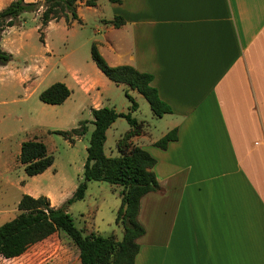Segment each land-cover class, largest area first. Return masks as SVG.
<instances>
[{
	"label": "crops",
	"instance_id": "0c3cea01",
	"mask_svg": "<svg viewBox=\"0 0 264 264\" xmlns=\"http://www.w3.org/2000/svg\"><path fill=\"white\" fill-rule=\"evenodd\" d=\"M110 3L122 23L95 29L97 51L151 74L170 108L165 132L176 129L164 150L146 130L131 139L147 138L139 147L155 158L158 184L139 199L132 264H264V0ZM40 10L30 13L39 20ZM89 66L92 80L73 71L83 95L106 85ZM90 99L89 113L101 107Z\"/></svg>",
	"mask_w": 264,
	"mask_h": 264
},
{
	"label": "rangeland",
	"instance_id": "374dc122",
	"mask_svg": "<svg viewBox=\"0 0 264 264\" xmlns=\"http://www.w3.org/2000/svg\"><path fill=\"white\" fill-rule=\"evenodd\" d=\"M111 6L108 0H97L93 7L77 5L80 19L62 17L52 23V29L44 27L40 31L39 20L24 12L18 24L1 32L0 49L9 59L0 65V224L16 215V203L22 194L46 196L55 207L72 196L83 180L85 148L93 128L89 113L91 94L98 95L101 107L116 113L129 112L142 123L141 131L146 130L153 139L159 138L171 121L169 115L155 116L137 91L115 84L102 74L106 85H99L87 95L73 82V71L90 80L94 77L89 66L96 70L90 58V45L101 38V31L95 33V29L114 18ZM54 82L67 87L68 97L56 105L39 101L38 94ZM125 92L136 103L133 111L129 110ZM79 121L86 127L83 134H69L72 139H68L56 132L70 131ZM128 128L123 117L115 118L104 133V155L118 154L115 143ZM33 138L45 145L52 162L42 172L26 175L18 160L19 146ZM140 138L141 143L147 142L146 137ZM140 142L134 145L139 146ZM119 192L118 185L86 181L82 199L67 204L66 212L83 234L92 231L101 236L113 234L119 239L121 229L114 223ZM76 253V247L62 231L42 223L2 243L0 264H73Z\"/></svg>",
	"mask_w": 264,
	"mask_h": 264
},
{
	"label": "trees",
	"instance_id": "16d2710c",
	"mask_svg": "<svg viewBox=\"0 0 264 264\" xmlns=\"http://www.w3.org/2000/svg\"><path fill=\"white\" fill-rule=\"evenodd\" d=\"M81 0H39L25 2L11 0L0 9L1 32L15 24L21 13H39L40 31L48 21L59 18H77L76 5ZM114 2L116 0H108ZM84 5L94 6L96 0H83ZM114 27L122 23L121 18L114 16L108 21ZM41 34V32H40ZM42 36V34L40 35ZM90 58L96 68L115 84H123L137 91L148 103L149 109L155 116L169 113L170 108L159 99L156 89L151 86V74L140 72L130 65H108L97 51L95 45H90ZM9 55L0 49V65L8 61ZM69 95L67 87L60 82H54L38 94L39 101L56 105L62 103ZM130 101L129 110L136 109V103L125 92ZM93 126L88 144L85 148L86 157L83 163L82 178L77 184L72 196L63 205L55 207L46 196L32 197L22 194L16 203V215L0 224V245L6 240L31 229L39 224L48 223L62 231L77 249L79 264H132L138 250L136 239L144 234L143 226L137 220L139 199L146 193L156 191L158 184L152 171L155 158L143 148L133 145L131 139L142 133V123L127 113H116L108 107L90 109ZM123 117L129 128L117 139L115 146L118 154L106 156L102 145L105 130L116 117ZM85 125L78 123L70 131H56L68 139L69 134L78 136L85 132ZM176 140V129L171 128L157 138L152 145L164 150L169 142ZM18 160L23 165L26 175H35L47 168L52 158L47 154L45 145L36 139L22 141L19 146ZM104 181L120 186V203L115 210L114 223L119 225L121 236L117 239L113 234L101 236L94 232L83 234L72 222L65 206L74 200L82 199L86 181Z\"/></svg>",
	"mask_w": 264,
	"mask_h": 264
}]
</instances>
